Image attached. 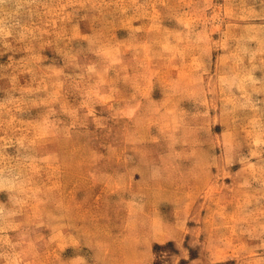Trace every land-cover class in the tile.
Returning <instances> with one entry per match:
<instances>
[{"label":"rangeland","instance_id":"1","mask_svg":"<svg viewBox=\"0 0 264 264\" xmlns=\"http://www.w3.org/2000/svg\"><path fill=\"white\" fill-rule=\"evenodd\" d=\"M0 264H264V0H0Z\"/></svg>","mask_w":264,"mask_h":264}]
</instances>
